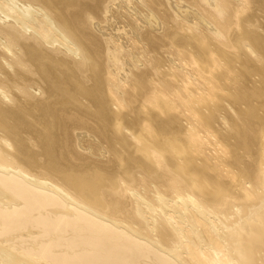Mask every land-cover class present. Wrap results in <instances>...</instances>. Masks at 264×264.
<instances>
[{"label":"bare ground","instance_id":"6f19581e","mask_svg":"<svg viewBox=\"0 0 264 264\" xmlns=\"http://www.w3.org/2000/svg\"><path fill=\"white\" fill-rule=\"evenodd\" d=\"M0 264H264V0H0Z\"/></svg>","mask_w":264,"mask_h":264}]
</instances>
